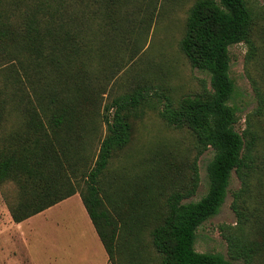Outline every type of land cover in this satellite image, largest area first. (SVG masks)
I'll return each instance as SVG.
<instances>
[{
    "label": "rangeland",
    "instance_id": "rangeland-1",
    "mask_svg": "<svg viewBox=\"0 0 264 264\" xmlns=\"http://www.w3.org/2000/svg\"><path fill=\"white\" fill-rule=\"evenodd\" d=\"M195 1L121 0L113 25L101 22L100 18L93 19L88 10L87 38L91 51L85 64L86 76L75 78L88 100L83 105L76 104L77 111L70 114L69 125L57 132L55 140L57 148L67 151L62 159L63 173L77 194L14 224L4 196L12 201L18 197V190L12 184L3 186L0 189V264H110L78 192L84 189L83 173L94 166L106 135L102 119L104 106L119 95L143 87L149 89L147 104L139 117L131 118L130 142L113 153L99 188L104 207L119 228L116 264H158L150 231L166 215L169 196L189 188L191 165L196 156L191 133L169 127L160 112L167 98L176 104L199 92L203 83L209 86L210 81L207 73L191 68L178 48L188 11ZM247 4L255 15L252 33L255 57L248 61L250 52L246 44L229 48V74L235 84L230 104L239 117L236 130L242 133L249 122L259 138L258 171L251 179L249 193L239 202L248 222V237L255 241L264 229V116L254 117L259 95L264 97V0H247ZM41 71L36 68L37 73ZM46 82L41 80L42 90ZM15 87L0 75V108L1 105L3 108L0 109V139L11 134L24 138L27 132L24 125L27 109L24 112L22 108L28 105L30 89L25 82L12 95ZM52 113V109L46 111V117L50 118ZM51 140L55 144L52 137ZM213 154L209 149L198 158L199 185L196 194L184 203L197 202L206 195L207 167ZM240 187V180L232 173L218 213L196 232V252L229 259L225 236L236 233L238 228L232 205L233 193ZM255 264H264V256H258Z\"/></svg>",
    "mask_w": 264,
    "mask_h": 264
},
{
    "label": "trees",
    "instance_id": "trees-1",
    "mask_svg": "<svg viewBox=\"0 0 264 264\" xmlns=\"http://www.w3.org/2000/svg\"><path fill=\"white\" fill-rule=\"evenodd\" d=\"M120 2L0 0V75L16 86L12 95L25 82L30 89L28 105L22 108L24 112L27 109L25 137L11 134L0 139V189L12 184L18 190V197L12 201L4 196L14 224L77 194L63 173L62 159L67 151L57 148L55 140L57 132L69 125L70 114L77 111L76 104L83 105L88 100L75 79L86 76L85 64L91 51L87 38L88 10L93 19L100 18L101 22L113 25ZM254 27L255 15L247 0H197L188 11L178 48L191 68L207 73L210 81L209 86L203 83L199 92L176 104L167 98L160 112L169 127L191 133L196 156L191 165L189 188L169 196L166 215L150 231L158 264H255L258 256H264V229L258 240H251L246 216L239 205L258 171L259 138L249 122L242 133L236 130L239 117L230 104L235 84L229 74V48L246 44L250 52L248 61L253 60ZM36 68L42 71L37 73ZM42 79L48 81L43 83V90ZM149 96V89L143 87L119 95L104 106L106 135L94 166L83 173L84 189L78 192L110 264H116L119 228L104 207L99 181L113 153L129 144L130 120L139 117ZM0 109L3 110L2 105ZM51 109L53 113L47 118L46 111ZM262 116L264 97L259 95L254 117ZM209 149L214 154L207 167L208 191L199 201L184 203L196 194L200 181L196 162ZM232 173L240 180L241 187L233 193L238 228L236 233L225 236L227 260L218 254L198 253L194 245L198 228L214 217L223 204Z\"/></svg>",
    "mask_w": 264,
    "mask_h": 264
},
{
    "label": "crops",
    "instance_id": "crops-1",
    "mask_svg": "<svg viewBox=\"0 0 264 264\" xmlns=\"http://www.w3.org/2000/svg\"><path fill=\"white\" fill-rule=\"evenodd\" d=\"M73 197V196H72ZM72 197H70V198H68V199H66V200H64V201H62V202H60V203H58V204H56L55 206H57V205H60L61 203H64V202H66V201H68V200H70ZM79 199H80V197H79ZM81 201V200H80ZM82 203V202H81ZM54 207V206H53ZM52 208V207H51ZM50 209V208H49ZM48 210V209H47ZM46 211V210H45ZM43 213V212H42ZM88 216V215H87ZM89 218V217H88ZM89 221H90V219H89ZM90 223H91V221H90ZM91 225H92V223H91ZM93 227V226H92ZM93 229H94V227H93ZM95 231V230H94ZM96 233V232H95ZM98 238V237H97ZM99 240V239H98Z\"/></svg>",
    "mask_w": 264,
    "mask_h": 264
}]
</instances>
